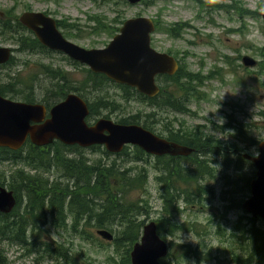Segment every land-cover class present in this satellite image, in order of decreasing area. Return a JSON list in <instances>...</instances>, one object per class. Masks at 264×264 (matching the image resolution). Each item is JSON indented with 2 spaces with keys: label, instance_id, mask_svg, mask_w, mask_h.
I'll use <instances>...</instances> for the list:
<instances>
[{
  "label": "trees",
  "instance_id": "1",
  "mask_svg": "<svg viewBox=\"0 0 264 264\" xmlns=\"http://www.w3.org/2000/svg\"><path fill=\"white\" fill-rule=\"evenodd\" d=\"M93 1L97 4H109L114 1V4L118 5L116 0ZM120 1L127 3L125 0ZM154 1L149 0L142 3L150 5ZM195 2L203 10L228 11L230 8H234L242 14L245 9L246 13L250 12L251 17L258 18L259 16L257 10H247L241 0H232V3L223 5L216 1L195 0ZM46 13L49 14L47 11ZM88 19L92 22L90 26L93 34L99 36L107 33L112 37L119 32L120 26L125 21L124 15L118 11L111 20L103 13L88 15ZM155 23V32L165 31L175 38L182 36L183 32L190 26L188 22L181 21L163 26L160 17L155 18ZM58 26L64 29V34L70 38L75 37L72 34L74 31L81 30L79 22H70L68 18L58 19ZM0 37L5 41H14L18 45L16 49L18 51L39 52L45 55L53 53L19 21L14 12V6L0 11ZM174 55L178 57V54L175 53ZM63 58L75 69L78 67L82 70V80L73 78L71 72L62 67L42 64L38 73L30 77L28 82L24 81L20 71L11 75L8 74V79L0 73V94L29 103L41 102L47 107H51L64 99L68 93L76 92L88 103L90 113L87 121L95 120L99 116L111 117L114 115L117 122L141 124L151 131H156L155 125L159 124V135H162V131L166 132V135L162 136L171 141L193 147L195 151L189 156L164 155L155 157L157 160L154 165L157 172L156 179L159 180L163 189L162 213L173 216L174 212H181L180 200L184 205L198 202V193L202 188L201 181L217 175V169H213V166L209 164V161L213 163V159L217 158L216 156L222 155L228 163L227 167L236 162L228 154L222 153L213 141V132L219 130L218 126L214 127V131L208 133V130L202 125L188 126L184 121L174 125L173 120L170 123H162L165 120L158 118V110H171L181 114L192 113L191 105L196 99L201 98L199 86L204 84L203 78H213L214 72H210V75L201 76L199 72L194 73L188 70V66L183 61L175 74H163L157 77L161 84V90L156 97H149L138 92L136 88L117 84L105 74L95 73L66 56ZM14 62L15 57L13 56L8 63L0 65V69L12 65ZM42 75L49 79L50 85L39 99L38 90L40 89L35 82ZM113 85L122 89L120 96L122 100L129 104L132 101L142 102L148 106H153V108L150 111L145 108V112L138 111L125 114L119 103L120 98H117L115 93L109 89ZM105 88L110 93L108 90L104 93L103 89ZM168 120L170 119L166 121ZM239 132L244 133L243 129H239ZM89 149L102 151L106 158L90 159L83 154L85 148L78 145H65L60 141H54L48 146L40 147L28 140L21 149L16 151L0 147V162L9 161L15 165L24 164V167L15 168L11 175L12 180L8 183V187L14 191L18 198L19 207L17 206L10 219L8 214L0 212V241L18 245L27 254L42 252L43 258L60 259L64 264H69L70 260L73 259L71 248L65 247L62 243L50 241V238L46 237L45 225L50 223L55 227H66L67 224L73 225L74 223L75 236H79L82 240L94 242L93 232L88 229L84 230V227L110 228L109 222L103 220L105 219L104 216L111 218L112 225L116 221L125 226L122 236L119 237L122 243L129 240L132 245L139 240L144 222H138L135 218L142 212L148 214L151 205L145 198L130 200L129 196L133 190L145 186L146 179L148 180L145 169L147 172L148 169H135V166L129 167L128 164L124 163L148 162L146 157L151 156L141 148L137 146L131 148L130 145H126L117 154L108 152L101 145H94ZM112 155L116 157L111 159ZM200 156L206 159L204 163L197 159ZM209 156L211 157L209 158ZM240 159L243 158L240 157ZM179 160L190 161L192 165L185 167ZM234 168L237 169L236 166ZM157 170L163 175H159ZM43 173H47V175ZM238 176L243 177L240 174ZM225 177L230 178L229 174H226ZM6 178L5 173L0 171V185H7ZM62 178L72 181V184H62L59 181ZM246 184L249 185V180ZM202 192L204 195L209 194L207 190ZM236 193L238 191L232 192V194ZM23 194L26 197V202L23 210H21L20 204ZM222 200L230 201L231 205L227 207V210L234 203H240L236 199L230 200L225 196L222 197ZM40 215L44 221H37ZM68 219H70V223H68ZM166 221L165 218L160 219L157 225L158 233L162 237L166 235L163 233L165 230L161 222ZM81 224L83 230L78 231L77 229ZM254 243L255 241H253V245ZM194 252L195 249L188 246L185 255ZM0 264H10V260L3 249H0ZM121 264H131L129 253L126 254V258L121 260ZM163 264H173V262L165 260ZM175 264H179V260H176Z\"/></svg>",
  "mask_w": 264,
  "mask_h": 264
},
{
  "label": "rangeland",
  "instance_id": "2",
  "mask_svg": "<svg viewBox=\"0 0 264 264\" xmlns=\"http://www.w3.org/2000/svg\"><path fill=\"white\" fill-rule=\"evenodd\" d=\"M204 1H216L221 5L232 3V0ZM241 1L246 8L252 10L257 9L259 17L253 18L247 14L241 16L238 10L232 8L228 11L201 10V7L197 5L195 0H156L150 5H145L142 2L133 5L123 3L120 0H116L118 5H115L114 1H111L109 4H97L93 0H0V11L2 12L14 6V12L19 19L23 12L31 8L33 11H47L58 19L68 18L70 22H79L81 30L74 31L72 34L75 37L69 39L83 47L89 48L104 47L111 41L112 36H109L107 33L99 36L93 34L92 27L90 26L92 22L89 21L88 15L103 13L111 20L116 16L118 11L124 15L125 19L138 15L149 16L153 19L160 17L163 26L178 21L188 22L190 24L189 28L183 32L182 36L177 38L170 36L165 31L154 32L152 34V46L160 51L167 52L170 50L179 54L188 66V70L194 73L199 72L205 75L211 70H217L219 74L215 78H203L204 85L199 86L201 89V98L196 99L191 105V110L194 113L181 114L171 110H158V118L165 120L162 123H170L173 120L175 125H178L180 121H184L188 126L202 125L208 130V133H211L214 131V125L221 127L224 123H227L228 115L232 114L239 121L251 124L250 133L254 138H246L244 142L247 144L245 145L244 142H240L239 144L238 139L233 138L231 135L216 133V136L228 143L229 141H233L236 144L245 145L246 150L243 153L247 152L254 155L257 153V146L252 147V145H257L264 139V115L261 114L264 112V68L254 66L244 69L242 66V57L244 55H251L257 60H263L264 62V57L260 55V48L264 46V19L262 18V14H264V0ZM2 39L0 37V45L12 46L14 48L18 47L14 41H5ZM14 56L15 62L12 65L0 69V73L6 79H8V74L11 75L20 71L24 81L28 82L30 77L38 73L42 64H48L52 67L62 66L66 71L71 72L73 78L78 80L83 79L82 70L78 67L75 69L66 63L62 54L53 53L51 55H43L31 51H15ZM225 56L229 57L230 63H226ZM83 66L88 67L86 65ZM35 83H37L36 86L40 89L38 90V98L40 99L48 89L47 87L50 85V82L46 76L42 75ZM109 89L115 93L117 98H120L119 103L125 114L136 113L138 111L145 112L146 109L150 111L153 108V106H148L142 102L132 101L129 104L122 100L120 97L122 89L117 86L113 85ZM107 90V88L103 89L104 93ZM111 118L114 119V115H111ZM167 119L170 120L166 121ZM159 129L157 127L158 132H160ZM153 132L159 135L156 131ZM162 134L165 136L166 132L162 131ZM251 139H255L256 144ZM130 147L134 148V146ZM221 152L228 154L232 159V153L226 151ZM83 154L90 159L106 158L102 151H93L89 148H86ZM115 157V155H112L111 159ZM216 157L213 159V163L209 161V164L213 166V169H217V175L207 177L206 182L210 181V185L202 180V188L200 191L203 194L202 191L205 189H214L213 193L215 192V194H212L210 190L209 195L203 194V197H198V201H203L208 206L207 209H209V212H199V205L197 203L184 205L182 200H180L179 203L182 211L179 213L174 212L173 216L162 213L163 189L160 186L159 180L156 179L157 172L154 168L157 161L156 158L146 157L148 162L124 163L128 164L127 166L129 167L132 165L135 166V169H148V172L145 169L148 178V180L146 179L145 186L133 190L130 193L129 199L136 200L138 198H145L151 205V209L148 214L142 212L135 219L138 222L145 221L146 223L150 220L165 218L167 221L161 222V225L164 227L165 232H162L166 235V239L170 237L172 239H179L181 235L183 238L191 233L192 238L196 241H186L184 244H181L184 246L185 251L188 248L185 246L189 245V243L191 249H195L194 253L187 255H185L183 248L178 249L176 245L178 243L173 241L175 244H172V252L176 256L173 259L179 260V264H220L214 259L203 260L197 246L202 245L207 248L214 247V245L216 247L220 246V236L216 234L218 233V220L222 222V229H225L227 234H229V231L235 225H243L245 223L244 215H246V212L243 209L230 211L231 208H229L227 210L230 201H224L222 197L225 196L227 199L228 197L235 199L232 192L238 189V183L236 181L234 182V180L252 179L255 168L245 162L246 160L242 154L239 158L242 157L244 160L240 163L241 167L239 169L237 167L238 171L232 168V166H236L235 163L237 160L234 159L236 162H233L230 167H227L228 163L222 155ZM234 158L236 157L234 156ZM197 159L203 163L206 161L203 156L197 157ZM181 162L185 167L192 165L187 160H182ZM19 167H24V164L20 163L15 165L9 161L0 162V171L4 172L7 176V187L8 183L12 180L11 175L13 171ZM43 174L47 175V173ZM158 174L163 175L160 171H158ZM226 174H229L230 178H226ZM238 174L243 177H239ZM59 181L62 184H72V181L64 178ZM205 184L208 185V188H205ZM244 193L241 194L240 198H242ZM25 202L26 197L23 194L20 205L21 210H23ZM223 205L226 207L224 208ZM221 209H223L222 213L228 212L225 214V219H223ZM220 214V217H214ZM241 216L244 218L239 219ZM104 217L105 219L103 220L105 222H109L111 227L116 228V231L113 232L115 240L111 243H107L106 240L99 236L95 228H88L95 236L94 242L82 240L79 236L74 235L75 231L72 228L74 223L66 227H55L53 224L47 223L45 225L47 231L46 237H49L52 242L62 243L65 247H70L73 249V252L79 254L80 259L76 263L71 259L69 264H89V260L94 262L93 264H116L110 257H113L116 261H121L131 251L132 245L129 240L125 243L119 240L125 226L116 221L112 225L111 218L108 216ZM195 220L201 223V228L206 227L207 230H210L207 238L198 234L200 229L195 224ZM37 221L44 220L42 217H38ZM254 223L264 228V219ZM182 224H186L188 228H182ZM81 226L82 224L77 229L78 231L82 230ZM0 249L5 251L7 258L10 260V264H64L60 259L51 260L43 258L41 256L42 252L27 254L20 246L12 245L5 241H0ZM206 253L208 252L206 251Z\"/></svg>",
  "mask_w": 264,
  "mask_h": 264
},
{
  "label": "water",
  "instance_id": "3",
  "mask_svg": "<svg viewBox=\"0 0 264 264\" xmlns=\"http://www.w3.org/2000/svg\"><path fill=\"white\" fill-rule=\"evenodd\" d=\"M136 4L142 0H126ZM264 17V15H263ZM19 20L32 30L39 41L51 50L87 65L93 72L103 73L116 83L136 88L152 97L160 92L156 78L159 74L173 75L179 67L175 57L155 49L151 35L155 22L149 16L127 18L119 32L105 47H83L64 36L57 19L43 11H25ZM13 55L10 46L0 45V64ZM246 65L255 60L246 56ZM87 102L77 93H69L49 110L42 103H28L0 94V147L19 150L27 140L36 146H47L58 140L67 145L90 147L103 145L111 153H119L125 145H135L154 156H188L195 149L161 137L141 124L118 123L101 117L88 123ZM243 156L253 162L255 177L251 179V197L243 208L253 216L264 218V141L259 144L258 155ZM13 190L0 185V212L9 213L16 206ZM98 234L107 240L113 234L106 229ZM168 253V243L157 231L155 221L144 226L141 240L131 251L132 264H161Z\"/></svg>",
  "mask_w": 264,
  "mask_h": 264
},
{
  "label": "flooded vegetation",
  "instance_id": "4",
  "mask_svg": "<svg viewBox=\"0 0 264 264\" xmlns=\"http://www.w3.org/2000/svg\"><path fill=\"white\" fill-rule=\"evenodd\" d=\"M232 9H234V8H232ZM246 9L248 10L249 8H246ZM254 10H257V9H254ZM245 13H246V11L244 9V12L242 14H240V13L239 14L242 16L243 14L245 15ZM246 14L248 16H251L250 12H248ZM263 15L264 14H262V18L264 19ZM57 22H58V20H57ZM260 55L264 57V46L260 48ZM246 56L255 60V64L254 65H246L244 62V58ZM228 58H229L228 56H225L226 63H230V60ZM177 59L180 60V56ZM66 63H68L67 60H66ZM242 64H243L242 66L244 69L252 68L254 66L255 67L259 66L260 68H264L263 60H257L256 58H254L251 55H244L242 57ZM70 66H72V65H70ZM240 66H241V64H240ZM233 69L235 70V68H233ZM210 72L215 73V76L213 78H215L219 74V71H217V70H211ZM210 72L208 74H205V75H202V73H199V74L201 76H206V75H210ZM249 72H252V71H249ZM51 107H47V109L49 110ZM261 114L264 115V112H262ZM214 126L216 127L219 125H214ZM157 127L160 128V125L159 124L156 125V132L158 133ZM251 127L252 126L250 123H247L244 121H239L235 116H233L232 114H229L227 123H224L221 127H219V130L213 132L214 133L213 141L217 144V148L221 149V151H226L228 153H232V158L237 160L235 165H236V168L238 167V169L241 167L240 163L245 158L244 156H243L244 157L243 159L239 158V156L241 154L242 155L244 154L243 151L246 150L245 145L247 143L244 142L245 139L246 138H254V137H252V135L250 133ZM239 129H243L245 134L239 132ZM216 133H223L226 135H231L233 138L235 137L236 139H238L239 144H240V142H242V143L244 142L245 145L242 146V145L234 143L233 141H229V143H228L224 140L219 139L216 136ZM251 140H252V142H254V144H256V141H254L255 139L254 140L251 139ZM262 141H264V139L261 140L260 142H262ZM260 142L257 145H252V147L257 146V153L254 155H257L259 153ZM218 143H219V146H218ZM249 155H253V154H249ZM234 156L236 158H234ZM240 160H241V162L238 163V161H240ZM245 160H246L245 161L246 163H248L250 166H253V162L251 160H249L247 158H245ZM232 168H234V166H232ZM238 169H236V170L238 171ZM254 174H255V172L252 174V179H253V177H255ZM247 180H249V185L246 184ZM206 181L207 180H205L204 182H206ZM235 181L238 183V189L236 190V191H238V193L234 194V196H235V199L237 201H240V203L239 204L234 203L233 206L231 207L230 211L243 209V211L246 212V215H244L245 218L243 216H241L239 219L244 218L245 223L243 225L242 224L235 225V227H233L229 231V234H227L226 230L222 229V227H223L222 222H220L218 220V224H217L218 225V228H217L218 233H216V234L220 236L219 237L220 246L216 247L214 245V247L207 248V247H204L202 245H198L197 249L201 252L200 256L203 260L214 259V260H217L220 264H264V228H262L261 226H257L254 223V222H257L258 220H261L264 218L259 216V215L253 216L251 212L246 211L242 206L244 201L246 199H248L249 197H251V179L238 180V181L234 180V182ZM209 182L210 181H208L206 183L209 184ZM205 188H208V185L205 184ZM242 189H243V192H245V193L243 194L242 198H240L241 194L243 193V192H241ZM205 190H207V191L211 190L212 194H215V192L213 193L214 189H205ZM198 197H203V194L201 192H199ZM228 199L234 200L233 198H229V197H228ZM197 204L199 205V212H203V211L209 212L208 211L209 209H207L208 206L203 201H198ZM224 205H223V207H224ZM230 205H231V203H230ZM222 210L223 209H221V214L223 216V219H225V214L228 212L222 213ZM11 214H12V212L8 213L9 219L11 218ZM221 214L215 215L214 217H220ZM39 217H42V216L40 215ZM214 220H216V219H214ZM159 221H160V219L155 220L157 225H158ZM143 222H144L143 223V225H144L145 221H143ZM195 222H196L195 224L200 229V232L198 234L199 235L201 234L202 236H205L207 238L210 230H207L206 227L201 228V223L198 220H195ZM88 228H91V229L95 228L96 233H98L99 230L105 229V228H100V227H84V230H86ZM182 228H188V227L186 224H182ZM40 229H43V227H40ZM107 229L109 231H111L112 233L116 231L115 227H110ZM82 230H83V228H82ZM139 240H140V238H139ZM139 240L135 241L132 244L131 251L133 250L135 243L139 242ZM253 241H255L254 245L252 244ZM107 243H111V242L107 241ZM172 244H175V243L168 241V253H167V256L161 260V264H163V262L165 260L167 262H176L177 259H175V260L173 259L174 257L176 258V256L172 252ZM182 244H184V243H182ZM176 245H177L178 249L183 248L184 253H185V248L183 245H181V244H176ZM189 245H190V243H189ZM189 245H187L185 247H188ZM131 251L128 253H129L130 261L132 264ZM206 251L208 253H206ZM71 256L74 260L73 261L74 263H76L80 259L79 254H76V252H73V249H71ZM115 258H116V256H115ZM110 259L114 260L116 264H121V261H116L113 257H110ZM93 263L94 262L89 260V264H93Z\"/></svg>",
  "mask_w": 264,
  "mask_h": 264
},
{
  "label": "clouds",
  "instance_id": "5",
  "mask_svg": "<svg viewBox=\"0 0 264 264\" xmlns=\"http://www.w3.org/2000/svg\"><path fill=\"white\" fill-rule=\"evenodd\" d=\"M258 155V154H257ZM167 241H170V242H175V243H178V244H182V243H185L186 241H192V242H196L193 238H192V234L189 233V235L187 237H183L182 238V235L180 236L179 239H172L171 237L167 240Z\"/></svg>",
  "mask_w": 264,
  "mask_h": 264
},
{
  "label": "bare ground",
  "instance_id": "6",
  "mask_svg": "<svg viewBox=\"0 0 264 264\" xmlns=\"http://www.w3.org/2000/svg\"><path fill=\"white\" fill-rule=\"evenodd\" d=\"M87 66V65H86ZM147 96V95H146ZM152 97H156V96H152Z\"/></svg>",
  "mask_w": 264,
  "mask_h": 264
}]
</instances>
